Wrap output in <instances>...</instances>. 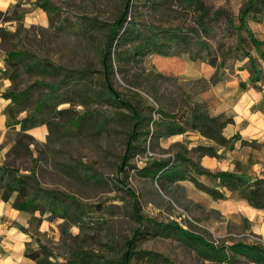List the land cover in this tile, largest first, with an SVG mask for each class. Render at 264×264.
<instances>
[{
  "label": "rangeland",
  "instance_id": "obj_1",
  "mask_svg": "<svg viewBox=\"0 0 264 264\" xmlns=\"http://www.w3.org/2000/svg\"><path fill=\"white\" fill-rule=\"evenodd\" d=\"M201 1L211 9L226 7L235 18L244 2ZM42 2H46L49 11H43L36 5ZM130 3L133 4L130 13L145 33L151 25L189 27L199 12V9L183 7L179 0H170L168 5L160 9L154 8L148 0H131ZM13 7L8 15L0 14V78L5 83L0 93L4 97L5 91H19V96L16 105L9 99V108L16 106L6 118L8 127L5 137L6 141L11 142V147L0 156V160L5 159L8 164L24 172L33 170L42 187L71 193L91 206L89 218L85 219L82 229L75 223L53 218L48 211L36 210L30 220L32 236L29 248L38 253V260L46 257L51 264L60 263L73 248L93 250L99 260H114L121 250L123 240L132 235L138 224L132 217V197L124 184L116 180L122 177L117 173V165L121 163L126 151L121 120L115 109L108 105L87 102L81 92V89L87 87V82L82 81L81 86H77L74 91H61L59 95L51 97L41 111H37L34 106L38 99L43 98L45 90L41 81H55L60 75H49L35 67L30 68L25 62L32 58H42L70 68L90 66L96 71L100 70L105 30L90 28L82 34L75 28L82 25L83 19L88 18L107 26L124 8V0H17ZM257 23L264 25V8L259 13L247 14L246 27ZM242 34L245 49L252 50L253 43L248 33ZM17 50L21 52L20 60L13 66L5 56L9 51ZM156 55L162 54L147 53L136 64L126 66L129 74L140 77L148 75L142 86L129 90L121 73H114L115 89L134 99L137 96L133 91H136L154 106L160 104L173 111L191 107L192 102L196 101L191 94V84L180 81L172 73L160 72L157 75L159 71L151 61ZM219 71L220 68L217 73ZM95 76H89L93 89L98 88ZM152 80L158 89L156 101L150 96L153 91L150 87ZM67 107L69 109L59 111ZM105 113L110 115V120L108 126L101 127L97 122ZM79 114L85 118L82 127L75 132L66 131L67 119ZM25 115L34 122L43 121V124L37 125L44 127V134L36 133L32 136L27 130L26 135H22L17 120ZM19 139L28 142L29 148L14 144ZM143 146L160 156H147L145 150L126 160L127 186L135 192L140 212L159 221L175 220L214 245L225 240H235L232 233L242 230L230 227L224 235L215 234L195 220L196 207L187 200L182 186L166 184L165 190H160L156 177L137 171V168L150 166L153 160L171 156L183 146L173 143L163 149L156 146L153 139H146ZM11 194H14V198L18 194L25 197L30 195L26 194L24 188ZM143 230L135 242L137 250L157 251L178 264H213L203 259L196 248L183 238L160 237L150 229L146 230V226ZM111 241L114 245H111ZM131 263L155 264L143 258H132Z\"/></svg>",
  "mask_w": 264,
  "mask_h": 264
},
{
  "label": "trees",
  "instance_id": "obj_2",
  "mask_svg": "<svg viewBox=\"0 0 264 264\" xmlns=\"http://www.w3.org/2000/svg\"><path fill=\"white\" fill-rule=\"evenodd\" d=\"M148 1L152 3L154 8L160 9L168 5L170 0ZM130 2L131 0H124V8L118 12L117 16L107 26L100 21L95 22L93 19L88 18L83 19L82 25L75 28L77 32L82 34L88 32L90 28L99 31L105 30L106 39L100 55V70L96 71L90 66L70 68L61 64H54L48 59L42 58H32L25 62L30 68L35 67L49 75H60L55 81H41L45 90L43 98L38 99L34 106L37 111H41L44 104L51 97L59 95L61 91H74L77 86H81L82 82H87V87L81 89L87 102L93 101L115 109V113L121 120L126 148L121 163L117 165V173L122 177L116 180L124 184L126 191L131 195L132 217L138 223L133 229L132 235L123 240L120 245L121 250L114 260H107L106 258L99 260L94 255L93 250L73 248L60 263L53 262L52 264H132V258H143L155 264H178L157 251L137 250L135 248V242L144 232L143 228L145 226L146 230L150 229L151 232L153 231L160 237L178 236L183 238L196 248L203 259L209 260L213 264H264V246L262 245L248 243L240 239L225 240L218 245H214L184 228L181 224L179 225L175 220L164 222L146 217L140 212V205L135 192L127 186L126 182V160L137 152H145L148 149L143 146L146 139L149 141L153 139L156 144L159 137L166 134H178L184 131L187 125L191 129H197L204 137L212 139L217 144L226 143L227 139L221 135L220 129L225 122L229 121V118L224 117L222 114L217 116L208 115L206 104L197 100L192 102L193 105L186 110L173 111L170 107L165 108L160 104L154 106L146 98L138 95L136 91H133L137 96L136 99L124 96L113 86L114 73H121L122 79L129 90L142 86L147 81L148 75L140 77L129 74L126 71V66L136 64L140 58L151 52L166 56L187 53L190 58L200 59L214 67L213 74L208 78L187 81L191 84L192 96L199 90H204L208 85L225 78L227 73L232 72L234 63L237 60L242 61L247 58V61L240 67H249L250 72L253 73L251 68L253 59L244 47L242 33H248L249 40L252 43L255 42L251 31L246 27V17L249 13H259L264 8V0H244L238 9L236 18L226 7L211 9L201 0H179L183 7L199 9L198 17L193 25L185 28L163 26L161 24L151 25L146 33L142 31L134 15L130 13L133 6ZM36 5L43 11L50 10L46 2ZM20 53L18 50L9 51L5 56L6 60L11 61L14 66L20 60ZM219 68L221 71L217 73ZM156 74L160 75V72ZM90 75H96L98 88H92L89 82ZM153 83L154 80L151 81V86L149 85L153 90L150 96L156 101L158 100V89ZM3 96L12 100L16 105L19 91H5ZM15 107L9 108L8 104L6 115L11 114L16 109ZM66 109H69V107L62 108L59 111ZM89 114L90 111L87 115ZM154 114H158V116L156 117ZM84 119L81 114L69 117L66 131L75 132L79 130L84 124ZM109 120L110 115L105 113L103 116L101 115V120L97 122V125L101 127L108 126ZM17 123L20 124L19 130L22 135H26L25 131L44 122H34L31 117L25 115L20 117ZM14 144H21L23 147L29 148V143L23 141V139H19ZM193 151L196 156L216 155L214 146L209 145H197L193 148ZM186 153L187 150L182 147L171 156L162 160H153L150 166L137 168V171L156 177L160 190H165L166 184H175L176 187L182 186L179 181L187 179L194 183L197 188L209 193L214 199L221 198L223 191L219 188L207 187L201 184L197 179V175H211L218 179L219 187L225 186L228 189H237L240 185L259 181V186H252L248 189L247 201L255 207H264V186L259 179L249 180L239 173L228 171L211 172L208 169L205 170L196 160L187 157ZM22 188L25 189L27 195L30 194L29 197L18 194L12 202V206L31 213V219L36 210L48 211L53 218L75 223L79 229H82L86 222L85 219L89 218L90 205L81 202L71 193L42 187L33 170L24 172L18 167L8 164L5 159H1L0 198L7 200L12 192H18ZM28 233L31 237L32 232L29 231ZM111 245H114L112 241ZM32 250L29 248L26 255L34 260L36 264H51L46 257L38 260V253Z\"/></svg>",
  "mask_w": 264,
  "mask_h": 264
},
{
  "label": "crops",
  "instance_id": "obj_3",
  "mask_svg": "<svg viewBox=\"0 0 264 264\" xmlns=\"http://www.w3.org/2000/svg\"><path fill=\"white\" fill-rule=\"evenodd\" d=\"M17 0H5L6 7H0L1 15H8ZM255 39L249 55L253 59L249 67H240L247 58L234 63L233 71L218 82L208 85L193 95L197 101L206 104L208 115L222 114L229 121L221 126V135L226 143L217 144L204 137L195 128L185 126L178 134H166L158 138L156 146L166 148L179 143L187 150V157L196 160L205 170L239 173L249 180L259 179L264 186V25L247 27ZM159 72L172 73L184 82L208 78L213 67L200 59H192L187 53L172 56H154L151 60ZM0 78V92L5 83ZM9 98L0 93V156L6 154L11 142L6 141V107ZM28 129L32 136L44 134V127L35 125ZM197 145L214 146L216 155L196 156ZM198 181L223 191L221 198L214 199L209 193L197 188L187 179L179 183L185 189V197L196 210L194 218L207 230L224 235L228 228L239 229L264 236V207H255L247 201L248 189L260 182L240 185L237 189L218 186V179L211 175H197ZM14 194L7 200L0 198V264H36L26 253L29 249L31 213L12 206ZM42 225V224H41Z\"/></svg>",
  "mask_w": 264,
  "mask_h": 264
},
{
  "label": "built area",
  "instance_id": "obj_4",
  "mask_svg": "<svg viewBox=\"0 0 264 264\" xmlns=\"http://www.w3.org/2000/svg\"><path fill=\"white\" fill-rule=\"evenodd\" d=\"M147 153V156H160L159 154L151 151V150H148L146 151ZM232 235L235 238V240H243L245 242H248V243H256V244H259V245H262L264 246V236H260V235H255L254 233H250V232H247V231H242V232H238V233H232Z\"/></svg>",
  "mask_w": 264,
  "mask_h": 264
},
{
  "label": "clouds",
  "instance_id": "obj_5",
  "mask_svg": "<svg viewBox=\"0 0 264 264\" xmlns=\"http://www.w3.org/2000/svg\"><path fill=\"white\" fill-rule=\"evenodd\" d=\"M0 7H6L5 0H0Z\"/></svg>",
  "mask_w": 264,
  "mask_h": 264
}]
</instances>
